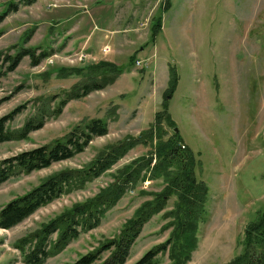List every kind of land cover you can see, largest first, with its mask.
Wrapping results in <instances>:
<instances>
[{"label": "rangeland", "instance_id": "1", "mask_svg": "<svg viewBox=\"0 0 264 264\" xmlns=\"http://www.w3.org/2000/svg\"><path fill=\"white\" fill-rule=\"evenodd\" d=\"M11 1L17 11L0 23V59L22 49L46 56L37 66L23 57L0 79V117L21 107L6 124L8 131L20 129L36 108H54L71 88L114 76L103 68L87 67L104 61L120 69V74L101 90L69 101L58 116L47 117L25 139L0 144L1 160L47 144L90 119L107 123L106 135L94 138L73 158L1 184L0 208L57 171L83 169L106 145L135 138L147 130L164 102L174 124L162 122L163 135L150 145L136 144L98 178L13 228L0 229V264H23L16 241L107 190L117 177L123 181L128 167L140 169V159H147L159 142L174 134L181 140L179 145L192 152L194 177L208 190L196 245L184 264H225L236 256L243 228L264 208V0H168L170 7L162 14L165 0H35L32 4L0 0V12ZM158 15L161 29L150 41L152 21ZM105 45L110 51L101 54ZM79 52L88 58L70 61ZM135 60L143 66L133 65ZM169 67L177 79L167 97ZM164 186L162 177L151 179L147 171L139 170L131 188L104 213L97 227L80 233L43 264H70L95 250ZM175 202L171 196L162 210L150 216L125 264H133L158 244H166L167 250L153 264H170L172 242L167 243L175 230ZM56 237L53 234L52 241Z\"/></svg>", "mask_w": 264, "mask_h": 264}, {"label": "trees", "instance_id": "2", "mask_svg": "<svg viewBox=\"0 0 264 264\" xmlns=\"http://www.w3.org/2000/svg\"><path fill=\"white\" fill-rule=\"evenodd\" d=\"M34 1L25 0V4H32ZM164 2L161 14L170 7L168 0ZM16 11L17 4L8 2L0 12V23ZM160 29L161 16L158 15L152 21L150 41L154 40ZM45 56L44 52L34 56L29 49L17 51L13 56H4L0 59L2 65L0 79L12 72L23 57L30 59L31 66H37ZM87 68L91 70L103 68L114 76L104 78L97 83L89 81L71 88L54 108L50 109L45 107L46 105L36 108L34 115L26 119L20 129L11 132L7 130L6 124L21 111V107L14 108L0 117V144L25 139L29 133L40 129L47 117L58 116L69 101L78 100L90 92L101 90L120 74V69L104 61ZM176 79L174 68L169 67L167 97L172 93ZM165 105L166 102L162 104V110L155 113L154 120L147 130L140 132L135 138L128 137L106 145L83 169L57 171L42 179L28 191L6 202L0 208V229L13 228L38 209L80 188L84 183L98 178L136 144L150 145L154 138L163 135L160 127L162 122L168 126L174 124L165 112ZM106 132L105 121L99 118L90 119L81 126H74L65 135L47 144L3 158L0 160V185L20 174L27 175L69 160L81 153L94 138L102 137L106 135ZM180 142L177 134L172 135L165 142H159L152 155L147 159H140L142 161L140 169H129V167L126 169L129 171L124 173L123 181H119L117 177L114 184L107 190L101 191L86 202L72 206L33 234L16 241L14 247L20 252L22 263L43 264L48 257L64 248L80 233L97 227L104 213L114 206L126 190L131 188L139 170L147 171L151 179L162 177L165 183L162 191L153 194L150 201L144 202L115 236L103 242L95 250L78 256L70 264H125L130 248L140 234L142 226L151 215L164 208L166 200L171 196L176 197L174 204L176 222L173 239L167 243L169 245L172 242L169 260L170 264L186 263L196 245V227L199 218H203L201 216L205 212L204 203L208 190L203 182L195 179L192 152L188 148H182L179 145ZM152 161L153 164H151ZM55 233L57 237L52 241V235ZM240 247V252L225 264H264V208L257 211L254 219L243 228ZM166 250V244H158L144 252L133 264H153L156 256L163 254Z\"/></svg>", "mask_w": 264, "mask_h": 264}, {"label": "built area", "instance_id": "3", "mask_svg": "<svg viewBox=\"0 0 264 264\" xmlns=\"http://www.w3.org/2000/svg\"><path fill=\"white\" fill-rule=\"evenodd\" d=\"M109 51H110V49L106 45L103 46L100 49L101 54H106ZM87 58H88V55L87 54H84L82 52H79L78 54H75L74 56H72V59H70V61L75 62V63H81V61H83V60H85ZM134 64H135L136 67H142L143 66V65H141V62L140 61H137V60L134 61Z\"/></svg>", "mask_w": 264, "mask_h": 264}, {"label": "crops", "instance_id": "4", "mask_svg": "<svg viewBox=\"0 0 264 264\" xmlns=\"http://www.w3.org/2000/svg\"><path fill=\"white\" fill-rule=\"evenodd\" d=\"M105 38H106V36H105ZM114 42H115V39H114V41H113V43H112V47H113Z\"/></svg>", "mask_w": 264, "mask_h": 264}, {"label": "water", "instance_id": "5", "mask_svg": "<svg viewBox=\"0 0 264 264\" xmlns=\"http://www.w3.org/2000/svg\"><path fill=\"white\" fill-rule=\"evenodd\" d=\"M173 131H174V132H176V130H175V129H173Z\"/></svg>", "mask_w": 264, "mask_h": 264}]
</instances>
